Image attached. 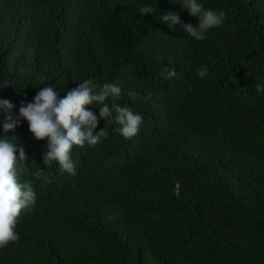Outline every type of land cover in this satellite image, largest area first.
<instances>
[{
  "label": "trees",
  "instance_id": "trees-1",
  "mask_svg": "<svg viewBox=\"0 0 264 264\" xmlns=\"http://www.w3.org/2000/svg\"><path fill=\"white\" fill-rule=\"evenodd\" d=\"M199 2L226 15L203 40L184 32L198 20L180 0H0V99L14 120L40 89L63 97L87 79L118 83L116 102L143 116L131 139L100 119L108 135L71 149L75 175L45 167L46 140L23 118L0 132L24 149L20 180L36 196L0 264H264V0Z\"/></svg>",
  "mask_w": 264,
  "mask_h": 264
},
{
  "label": "clouds",
  "instance_id": "clouds-1",
  "mask_svg": "<svg viewBox=\"0 0 264 264\" xmlns=\"http://www.w3.org/2000/svg\"><path fill=\"white\" fill-rule=\"evenodd\" d=\"M182 9L187 10L190 16L196 17L198 23L182 24L185 33L196 40L205 39V34L212 28L223 26L226 15L223 11L205 9L199 0H180ZM155 9L151 5L141 6L138 12L152 14ZM160 20L169 27L180 24V17L176 13L160 16ZM208 73L206 66L198 70L200 77ZM166 78L176 75V69L166 68L162 73ZM258 93L264 92V85L256 84ZM122 89L118 83H95L91 79L84 80L71 88L61 97L54 87H44L36 92L31 102H20L18 118L13 119L11 110L15 107L8 99H0V132L13 131L19 119L28 122V130L37 140H46L47 151L42 152V161L45 167L53 162L58 163L62 171L75 175L76 167L71 158V149L75 146L83 147L85 144L95 146L102 138L108 135L104 127L94 132L100 119L118 125L114 129L125 139H131L139 133L143 123V116L133 111L129 106H121L118 101ZM129 96L135 98V93ZM111 101V103H109ZM95 106L99 115L85 106ZM8 136L0 135V248L6 247L10 242L16 243L19 234L15 231L17 218L23 210H30L36 200L33 186L30 182H22L23 174L21 162L26 155L21 147L17 149L15 142ZM17 151L19 155H17ZM39 169L34 175L48 180L41 175ZM119 213L109 216L115 219Z\"/></svg>",
  "mask_w": 264,
  "mask_h": 264
}]
</instances>
